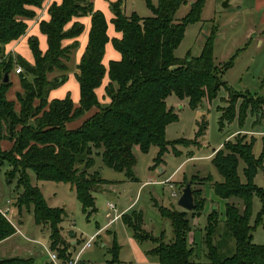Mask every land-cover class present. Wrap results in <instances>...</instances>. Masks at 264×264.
<instances>
[{
    "label": "trees",
    "instance_id": "obj_1",
    "mask_svg": "<svg viewBox=\"0 0 264 264\" xmlns=\"http://www.w3.org/2000/svg\"><path fill=\"white\" fill-rule=\"evenodd\" d=\"M44 1L0 0V173L3 167H9L5 173L9 184L19 176L14 206L32 211L37 225L49 227L51 249L62 255L67 245L61 227L66 211L48 204L40 187L33 184L30 171L39 181L70 184L83 211L91 215L96 210L93 191L99 184L107 182L101 178L99 170L91 172L96 164L95 155L102 157L105 166L125 172L128 179L136 180L135 146H140L144 152L152 145L158 146V163L163 161L170 145L190 143L166 139L168 125L179 120L174 109L168 107L167 99L174 94L181 100L188 99L191 108H199L205 99L215 98L222 87L230 90L223 72L232 64L222 66L216 63L213 34L199 56L188 54L179 58L175 54L187 26L200 20L206 0L193 2L189 13L180 21L175 16L187 0H159L157 6L146 0L153 13L148 17L137 13L127 16L122 10V0H117L112 4L115 14L112 23L116 31L122 33V38L112 39L105 14L94 9L92 0L54 2L49 7L50 19L40 23L41 32L47 36V51L41 50L38 38L33 36L29 43L34 63L8 53L6 46L27 34L28 21L37 15L34 8L42 7ZM88 15L92 17L89 40L76 74L80 88L79 106L75 105L70 93L65 98L50 99L51 91L64 84L67 76L63 74L50 80L49 75L55 70L68 71L66 61L79 46L76 39L85 28L81 22H74L69 29L66 26L74 17ZM65 39L75 41L64 45ZM110 41L121 58L111 60L106 67L104 57ZM17 64L22 66V72L18 74L21 90L16 99L10 100L8 92L13 81L5 82V76H10ZM106 77L109 78L106 94L110 102L102 103L97 89ZM230 92L236 97L251 96L255 103V96L250 93ZM261 99L264 103V97ZM236 106L233 101L227 109L221 108V125L224 120L235 118ZM94 108L97 111L79 127L68 128L69 123ZM240 108L242 122L250 107L244 105ZM255 108L253 105L251 111L254 112ZM199 125L197 137L204 134L206 121ZM245 137L225 142L213 156V163L223 177L222 182L213 184L215 194L226 200L238 198L243 205L240 208L227 202L222 221L217 210L209 214L202 240L207 258L203 264H264V244L253 242V226L250 225L254 195L264 199V189L254 181L263 166V157H255L254 142H246ZM3 139L12 142L10 149H3ZM191 143L196 144V140ZM241 162L244 163L245 181L239 174ZM193 191L195 208L192 211L155 204L162 217L171 221L173 237L169 242L165 240L164 232L154 236L143 228V212L135 210L121 216L137 241L154 244L148 253L161 264H193L195 247L189 239L194 228L192 223L206 204L205 197L199 198L202 192L194 188ZM256 225L264 226V208ZM16 232L14 224L0 211V243ZM114 250V257L108 264L117 261L116 247ZM33 262L31 258L19 257L0 260V264Z\"/></svg>",
    "mask_w": 264,
    "mask_h": 264
},
{
    "label": "rangeland",
    "instance_id": "obj_2",
    "mask_svg": "<svg viewBox=\"0 0 264 264\" xmlns=\"http://www.w3.org/2000/svg\"><path fill=\"white\" fill-rule=\"evenodd\" d=\"M195 1L197 0H187L182 4L176 13V20L183 19ZM226 1L229 7L224 6ZM151 2L157 6L159 0H151ZM253 2L254 0H206L200 20L187 26L185 36L175 50V54L179 58H185L188 54L199 56L205 42L213 34L216 63L222 66L232 64L223 72V79L231 91L244 95L250 93L255 96V103L252 102L251 96L236 97L226 87H222L212 100L205 99L197 109L191 108L188 99L181 100L176 95H171L167 99V104L178 114L179 120L168 125L166 139L170 142L183 140L190 143L181 142L174 147L170 145L163 156V161L158 163L156 161L159 153L158 146L152 145L147 152H144L140 146H135L134 154L137 162L134 166V174L136 180L128 179L125 172L105 166L102 157L95 155L96 164L91 172L99 170L101 178L108 181L101 184L103 186L101 189H94L96 210L91 215L83 211L76 191L70 184L40 182V188L48 203L53 207L66 210L61 227L67 245L64 246L65 252L62 255L58 252L60 257H66L71 251L75 256L80 254V264H108V261L114 257L116 247L117 261L115 264H161L148 253L154 246L151 241H137L133 231L124 223L122 217L117 221H111L115 214H119L126 208L128 209L125 212L141 211L144 215L143 228L153 233L154 236H160L164 232L165 240L169 242L173 237L171 221L162 217L155 204L170 209H182L179 206V199L187 183L193 181L192 188L202 192L199 198L205 197L206 204L201 215H197L192 223L194 228L189 238L195 247L192 259L193 264L206 262V250L202 245V240L209 214L217 210L222 221L225 219L227 202L235 203L240 208L243 205L238 198L233 197L226 200L215 194L213 184L222 182L223 177L213 163V156L215 150L221 149L225 142L236 141L241 136H246V142L253 140V153L257 159L263 157V166L259 169L254 181L258 187L264 189V103L261 99L264 97V25L259 23L262 14L247 7ZM124 4L127 15L137 13L142 17H148L153 14L146 0H127ZM75 18L77 17L70 22L71 27L74 22H78L74 21ZM69 24L66 26L67 29L71 28ZM253 26L256 27L253 28ZM65 40L75 41V39ZM77 55L78 48L73 51L71 59L66 61L68 71L55 70L49 75L50 80L61 77L63 74L67 76V81L53 92V96L60 97L70 92L73 100L74 96L79 99V84L76 77ZM20 66L17 64L12 72L13 86L9 90V97L15 98L17 92L21 90L19 77L16 79L15 76L18 75L16 69ZM97 95L101 101H106L108 97L106 86L102 85L97 90ZM233 101L237 104L236 116L231 121L224 120L221 125V108L227 109ZM244 105H249L250 110L241 122L240 106ZM253 105L257 107L254 112L251 111ZM17 109H20L19 105ZM202 121H206V129L203 135L197 137L200 129L199 123ZM1 133L4 134V131ZM194 140L196 144L191 143ZM157 167L164 169L162 175H159V169H154ZM8 169L9 167L5 166L0 173V205L4 208L9 206L12 209L8 200L10 199L14 205L18 195L19 176H16L9 184L5 174ZM243 169L244 163L241 162L239 174L242 181H245ZM30 174L33 175V171H30ZM154 178L159 182L152 183ZM147 181L150 182L146 183ZM174 193L176 196L173 195ZM108 203H112L114 208H110ZM263 208L264 199L254 195L250 225L253 226V242L256 244H264V226L256 225L258 215ZM13 210H10L9 214L11 219H13ZM16 220L17 222L14 221V223L20 225L18 226L19 232L0 246V260L19 257L31 258L34 261L33 264L51 262L49 227L38 226L33 212L26 208L21 209ZM108 223L109 225H106ZM71 230L75 231L80 238ZM92 237L94 239L91 247L83 248ZM74 239H78V245H72L71 241Z\"/></svg>",
    "mask_w": 264,
    "mask_h": 264
},
{
    "label": "crops",
    "instance_id": "obj_3",
    "mask_svg": "<svg viewBox=\"0 0 264 264\" xmlns=\"http://www.w3.org/2000/svg\"><path fill=\"white\" fill-rule=\"evenodd\" d=\"M63 0H45L44 1V3H43V5H42V7H40V8H34L35 10H36V12H37V15H36V17L34 18V19H32V20H29L28 21V24H29V29H28V32H27V34L24 36V37H22L21 39H19L18 41H14V42H12V43H10V44H8L7 46H6V51L8 52V53H12L15 57H17V56H22L23 58H25L26 60H28L29 62H31V63H34V55H33V52H32V50H31V47H30V43H29V39L31 38V37H37L38 38V40H39V44H40V48H41V50L43 51V52H46L47 51V49H48V40H47V36L45 35V34H43L42 32H41V29H40V23H41V21H43V20H49L50 19V14H49V7L51 6V4L52 3H54V2H57L58 4H60L61 2H62ZM117 0H92V2H93V5H94V9L95 10H100V11H102L104 14H105V16H106V19H107V21H108V34H109V36H110V38L112 39V38H122V33L121 32H118V31H116V29H115V26H114V24L112 23V20H113V18L115 17V14H114V12L112 11V4L114 3V2H116ZM125 1H127V0H122V10H123V12L127 15V13H126V5L124 4V2ZM230 5H228V7H229ZM248 7V9H252V10H255V11H257V12H259L260 14H262V15H260V20H259V23H261V25H264V0H254V2H253V4H251V5H248L247 6ZM250 7V8H249ZM250 10H249V12H250ZM127 16H130V15H127ZM142 17V16H141ZM91 19H92V17L90 16V15H88V16H84V17H77V18H75L74 19V21H78V22H81L83 25H84V31H83V33H82V35L81 36H79L76 40L79 42V46L77 47L78 48V55H77V58H76V61H77V65L80 63V60H81V58H82V55H83V53H84V51H85V49H86V46H87V44H88V40H89V32H90V28H91ZM69 26L71 27V23L69 24ZM254 27H256V26H253V28ZM264 29V28H263ZM73 42V40H65L64 41V45H69V44H71ZM27 46V47H26ZM76 48V49H77ZM121 58V54L119 53V51H117L116 49H115V47L113 46V43L110 41L107 45H106V54H105V57H104V64L106 65V67H108L109 66V62L111 61V60H119ZM78 72V71H77ZM11 75H12V77H11ZM11 75H10V79L11 80H13V74L11 73ZM16 76V79L19 77L18 75H15ZM109 83V78L108 77H106L104 80H103V84L102 85H104V87L105 86H107V84ZM79 84V83H78ZM58 89V88H57ZM99 89V88H98ZM97 89V90H98ZM54 91H56V89L55 90H52V92L50 93V97L52 98V99H54V98H65L66 97V95L68 94V93H70V92H67L64 96H60V97H57V96H53V92ZM8 98L10 99V100H14V99H16V97L15 98H13V97H9V92H8ZM79 100H80V88H79V99H77L75 96H74V102H75V105L76 106H79ZM101 101V100H100ZM102 103H109L110 102V98L109 97H107V99H106V101H101ZM97 111V109L96 108H94V109H92L91 111H89L84 117H82V118H80V119H78V120H76V121H74V122H71V123H69L67 126H68V128L69 129H74V128H77V127H79L82 123H83V121L87 118V117H89V116H91L92 114H94L95 112ZM1 145H2V147H3V149H5V150H8V149H10V146L12 147V142H9L8 140H1ZM154 169H159V172H160V174L159 175H162L163 173H164V169L163 168H161V167H157V168H154ZM31 177H32V182H33V184L34 185H37V186H39L40 187V182H42V181H39V180H37L36 178H35V174H31ZM168 179H170V178H168ZM106 181H108V180H106ZM52 182H54V181H52ZM148 182H150V181H147L146 183H148ZM152 183H157V182H159V181H157L156 180V178H154V179H152V181H151ZM56 183H58V182H56ZM65 184H67V183H65ZM71 186V185H70ZM113 186V185H112ZM72 187V186H71ZM101 187H103V186H101V184H99L97 187H96V189H101ZM41 189V188H40ZM73 189V188H72ZM8 201H10V206H11V208L12 209H10V210H13V208L15 209V210H13V212H12V214H13V222L14 221H16L17 222V220H16V217H17V215L20 213V209L18 208V207H14V205L12 204V201L9 199ZM48 202V201H47ZM49 204V203H48ZM50 206H52L51 204H49ZM2 205H0V207H1ZM109 206V205H108ZM53 207V206H52ZM1 208H4V207H1ZM128 208H126L125 210H127ZM125 210L124 211H122V212H120L119 214H115V216H114V218H113V220L111 221V222H113L114 220L115 221H117L118 219H120L121 218V216L124 214V213H129L130 212V210L129 211H127V212H125ZM66 211V210H65ZM11 214V215H12ZM16 214V215H15ZM22 220H24L23 218H22ZM110 222V223H111ZM15 225V227H16V229H17V232H16V234L19 232V228H18V226H20L18 223L16 224V223H14ZM106 225H109V223L108 224H106ZM39 226V225H38ZM44 230V229H43ZM101 230V229H100ZM99 230V231H100ZM72 232H74V234H77L75 231H73V230H71ZM98 232V231H97ZM96 232V233H97ZM16 234H14L13 236H15ZM12 236V237H13ZM77 236H78V238H80L79 237V235L77 234ZM12 237H10V238H8V239H6V240H4L3 242H1L0 243V246L2 245V244H4L5 242H7L8 240H10ZM78 239H74V240H72L71 241V243H72V245H78L77 244V241ZM32 253H34V252H32Z\"/></svg>",
    "mask_w": 264,
    "mask_h": 264
},
{
    "label": "built area",
    "instance_id": "obj_4",
    "mask_svg": "<svg viewBox=\"0 0 264 264\" xmlns=\"http://www.w3.org/2000/svg\"><path fill=\"white\" fill-rule=\"evenodd\" d=\"M16 72H17V74L21 73L22 67L20 66L19 68H17ZM170 187L174 188L173 185H170ZM173 195L176 196V193H174ZM8 204H10V201H8ZM108 205L110 208H114V205L112 203H108ZM0 211L3 213L4 216H6L14 224L12 219L9 217V214L11 212L9 206L7 208H1L0 207ZM93 239H94V237H92L91 240H88L85 243L83 248L91 247ZM79 255L75 256L71 253V251H69L67 253V256L62 258L59 256L58 252L55 250H52V251L50 250V253H49L50 260H51L52 264H80Z\"/></svg>",
    "mask_w": 264,
    "mask_h": 264
},
{
    "label": "water",
    "instance_id": "obj_5",
    "mask_svg": "<svg viewBox=\"0 0 264 264\" xmlns=\"http://www.w3.org/2000/svg\"><path fill=\"white\" fill-rule=\"evenodd\" d=\"M228 1L225 2L224 6L228 7ZM10 79L9 74H6L5 76V82H8ZM264 171V169H263ZM179 206L186 210V211H192L195 208V197H194V191L192 188V183H187L186 187L183 189V193L179 199Z\"/></svg>",
    "mask_w": 264,
    "mask_h": 264
}]
</instances>
